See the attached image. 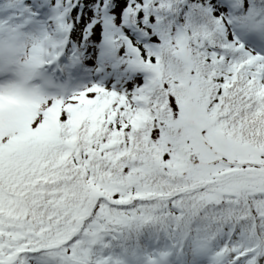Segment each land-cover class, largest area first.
Here are the masks:
<instances>
[{
	"label": "snow or ice",
	"instance_id": "snow-or-ice-1",
	"mask_svg": "<svg viewBox=\"0 0 264 264\" xmlns=\"http://www.w3.org/2000/svg\"><path fill=\"white\" fill-rule=\"evenodd\" d=\"M0 264H264V0H0Z\"/></svg>",
	"mask_w": 264,
	"mask_h": 264
}]
</instances>
